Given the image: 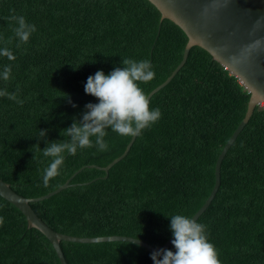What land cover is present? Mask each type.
<instances>
[{
    "label": "trees",
    "instance_id": "trees-1",
    "mask_svg": "<svg viewBox=\"0 0 264 264\" xmlns=\"http://www.w3.org/2000/svg\"><path fill=\"white\" fill-rule=\"evenodd\" d=\"M11 9L37 31L20 48L16 39L8 45L15 61L0 57V72L12 65L11 78L0 79V90L19 88L18 98L24 100L21 106L0 97V178L34 198L83 165L105 166L130 139L109 129L107 151L92 147L66 155L61 174L43 184L51 161L40 151L45 140L68 139L62 130L82 118L87 103L99 102L84 92L88 76L122 68V58L147 59L155 71L153 80L139 85L147 95L179 63L187 36L173 21L160 20L149 0H0L5 40L15 26L6 20ZM248 99L235 75L205 49L192 46L171 80L150 97V108L159 107L161 119L135 137L122 159L106 173L85 166L71 177V185L29 205L61 233L127 235L160 246L172 235L169 217L191 218L210 193L216 158ZM44 129L46 137L38 138ZM0 216L5 220L0 264H60L49 239L27 228L22 212L1 196ZM196 220L207 226L221 264H264V106L255 105L227 150L219 187ZM59 244L67 264H153L152 252L126 241ZM166 249L175 252L172 243Z\"/></svg>",
    "mask_w": 264,
    "mask_h": 264
},
{
    "label": "water",
    "instance_id": "water-1",
    "mask_svg": "<svg viewBox=\"0 0 264 264\" xmlns=\"http://www.w3.org/2000/svg\"><path fill=\"white\" fill-rule=\"evenodd\" d=\"M160 12V20L167 18L178 25L186 34L187 41L182 57L170 74L151 89L150 97L166 85L184 64L192 46H199L210 53L212 58L237 77V80L249 93L244 116L222 146L214 164V183L210 193L201 206L191 216L196 220L212 201L220 184V165L227 150L236 139L251 116L255 105L264 106V0H149ZM135 137H130L120 155L105 166L93 164L103 170L108 169L122 159L128 152ZM71 176V177H72ZM106 176V175H105ZM103 176V177H105ZM71 177L48 193L34 197H25L14 191L10 184L0 178V196L18 208L26 219L27 228L34 227L51 242L60 264H67L60 248V240L94 243L105 241H126L153 252L166 249L174 239L171 235L162 245L153 246L146 241L127 235L76 236L61 233L48 226L31 208L29 202L48 198L68 187Z\"/></svg>",
    "mask_w": 264,
    "mask_h": 264
},
{
    "label": "clouds",
    "instance_id": "clouds-1",
    "mask_svg": "<svg viewBox=\"0 0 264 264\" xmlns=\"http://www.w3.org/2000/svg\"><path fill=\"white\" fill-rule=\"evenodd\" d=\"M6 17L12 28L13 36L4 39L0 36V57L8 61L17 59L8 45L13 39L18 40L17 48L29 42L30 37L37 31L36 26L27 22L25 16L17 15L14 9ZM123 67H115L107 75L103 71H96L88 76L84 85V92L98 99V103H87L80 120L73 119L70 127L62 130L61 135L67 137L62 141L49 142L45 140L42 151L44 157L51 158L48 166L43 170L42 181L48 186L49 181L61 174L66 155H76L78 149L96 147L99 151H107L108 143L105 137L108 130L122 137H139L143 131L151 128L161 119L159 107L150 108L151 100L139 86L155 78L153 65L147 59L134 60L122 58ZM12 65L7 64L0 72V79L8 81L11 78ZM19 88L9 93L6 89L0 90V97H7L18 105L24 100L18 98ZM71 103L70 97H68ZM76 107L75 104H72ZM47 130H39L38 138L44 139ZM94 138V141L93 139ZM169 217V216H167ZM170 218V230L174 239L171 241L175 252L169 249H157L150 253L153 264H221L218 251L209 242L207 226L188 216L175 214ZM5 223L0 216V227Z\"/></svg>",
    "mask_w": 264,
    "mask_h": 264
}]
</instances>
